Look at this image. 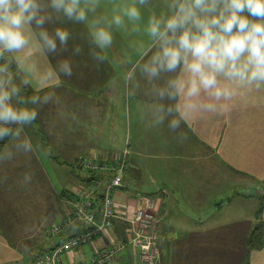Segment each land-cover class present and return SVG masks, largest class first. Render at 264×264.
Masks as SVG:
<instances>
[{
    "label": "crops",
    "instance_id": "0c3cea01",
    "mask_svg": "<svg viewBox=\"0 0 264 264\" xmlns=\"http://www.w3.org/2000/svg\"><path fill=\"white\" fill-rule=\"evenodd\" d=\"M127 4L121 2L116 11ZM104 5L108 9L101 10L103 18L111 20L116 11L112 4ZM164 10L161 0L150 15ZM142 19L131 22L125 17L120 35L113 26L112 45L103 51L92 43L90 32L95 24L88 17L84 23L62 19L46 25L49 31L64 27L70 32L66 46L57 41L55 54L42 51L35 37L29 48L15 53L11 73L26 87L31 96L27 101L34 96L40 101L27 104L37 111L36 119L11 136L0 159L11 154L8 147L16 134L25 139L24 150L40 162V153L47 154L49 146H55L62 161L76 166L82 157L113 160L127 150L126 186L114 198L128 214L137 205L138 193L154 198L159 241L155 264H264V246L248 250L246 245L257 221L258 192L263 191L253 184L264 185V90H241L214 113L185 112L182 98L165 101L180 112L158 122V101L139 71L134 81L126 80L140 59L141 45L149 43L142 29L144 14ZM136 25L140 30L133 32ZM99 26L106 24L102 20ZM64 61L71 64L70 76L59 70ZM45 97H49L47 102ZM181 115L180 126L171 127V121ZM141 147L146 149V162ZM47 157L53 159L50 154ZM86 175L78 176L72 188L82 185ZM52 188L59 221L68 210V191ZM126 224L124 219H114L109 230L112 240L102 237L83 244L70 256L65 254L64 261L70 257L87 261L104 242L116 248L110 264H146L130 243ZM40 235L27 220L15 227L13 236L0 226V264H43L37 259L41 251L33 249ZM50 239L46 249L58 241Z\"/></svg>",
    "mask_w": 264,
    "mask_h": 264
},
{
    "label": "clouds",
    "instance_id": "9594fccd",
    "mask_svg": "<svg viewBox=\"0 0 264 264\" xmlns=\"http://www.w3.org/2000/svg\"><path fill=\"white\" fill-rule=\"evenodd\" d=\"M100 0H0V140L13 134L11 125L23 126L36 119L37 111L27 107L40 97L17 105L20 87L10 71L15 53L29 48L35 37L46 54L67 45L70 32L64 27L51 31L46 25L62 19L84 23ZM150 0H132L113 13L111 20L97 19L90 32L92 43L101 51L113 41L112 27L142 20L141 8ZM165 10L148 16L144 31L149 43L141 45L140 59L126 75L134 81L137 71L158 101V122L179 115L175 104L184 101L185 112L214 113L241 90H264V0H163ZM103 22L106 26H99ZM136 25L133 31H139ZM78 51V49H77ZM104 59L103 56H96ZM72 74L69 61L59 65ZM55 71V70H53ZM51 75V73L49 74ZM162 82V86H161ZM24 83H27L26 81ZM139 87V81H136ZM49 97L44 98L47 102ZM173 119L171 127H179Z\"/></svg>",
    "mask_w": 264,
    "mask_h": 264
},
{
    "label": "built area",
    "instance_id": "2783aa9c",
    "mask_svg": "<svg viewBox=\"0 0 264 264\" xmlns=\"http://www.w3.org/2000/svg\"><path fill=\"white\" fill-rule=\"evenodd\" d=\"M127 150L113 160L79 158L77 166L87 170L83 184L67 192L68 210L58 222L52 224L46 234L58 237L57 243L37 255L43 264H110L116 251L113 244L102 243L87 261H64V255L77 247L104 237L112 240L110 227L116 218L127 221L125 230L129 241L139 249L146 264H155L158 257L155 200L150 195L139 194L137 205L128 214L112 192L124 188V172L128 166ZM103 237V238H102ZM104 241V240H103Z\"/></svg>",
    "mask_w": 264,
    "mask_h": 264
},
{
    "label": "rangeland",
    "instance_id": "374dc122",
    "mask_svg": "<svg viewBox=\"0 0 264 264\" xmlns=\"http://www.w3.org/2000/svg\"><path fill=\"white\" fill-rule=\"evenodd\" d=\"M160 1L161 0H150L148 5L141 8L142 14H144L143 24L146 25L148 16L153 9L160 5ZM121 2H127L129 4L132 0H100L95 11L88 12V17H92L94 23L97 19L105 16V14L101 12V10L106 11L108 9L104 7L105 3L112 4L113 9L116 11ZM143 24L142 29L145 28ZM118 30L119 35L122 34L121 28H118ZM0 63H3V61H0ZM10 70H13L12 64ZM12 76L13 82L21 89L19 97H17L18 101L16 102L19 106L31 96L26 93V87L16 74L12 72ZM25 146V139L20 136L17 137L16 134L10 141L9 147L12 148L10 149L8 147V151L11 152V154L5 153L0 159V226L13 236L15 234V227L17 228L18 226L20 228L24 226L27 220L28 226L32 225L35 229L40 230V243L34 244L35 247L33 249L34 251H42V249H46L45 247L48 245L49 240H52L50 238L58 239V237L49 236L45 231L52 224L58 222L57 215L60 214L56 209L58 203L54 200L53 196L55 195L52 187L55 186V189H57L59 193L62 190L71 191L70 189H73L72 187L75 185L74 183H76L78 176L87 174V170L73 165L72 162L62 161L61 157L57 154L58 152L55 146H49V149L46 148L47 154L40 153L42 162L36 160L34 156H32L33 154L31 151L27 149L24 150ZM141 152L143 153L141 157L142 161L146 162V149L141 147ZM48 154H50L53 159L48 158ZM8 155H11V157ZM262 155L264 157V154ZM12 159H15V162H13ZM255 185L260 190L263 187L253 184V188ZM242 187L246 188L245 186ZM121 189L122 188H118L114 190L112 195L115 196V192ZM260 193L261 192H258V194ZM17 232L21 233V231ZM21 235L23 236V234ZM28 238H30V236H28ZM36 241L37 237L35 235L33 243H36ZM158 245L159 241L157 237V246ZM125 264H127V262Z\"/></svg>",
    "mask_w": 264,
    "mask_h": 264
},
{
    "label": "trees",
    "instance_id": "16d2710c",
    "mask_svg": "<svg viewBox=\"0 0 264 264\" xmlns=\"http://www.w3.org/2000/svg\"><path fill=\"white\" fill-rule=\"evenodd\" d=\"M10 127L13 130V134L17 132L18 129L20 128L19 125H11ZM13 134L5 136L1 140L0 151L3 149L4 145L7 143V141L11 138ZM263 207H264V191H262L258 195V206L255 211L257 221L246 240V245H247L248 250L261 249L264 246V221L262 218Z\"/></svg>",
    "mask_w": 264,
    "mask_h": 264
},
{
    "label": "water",
    "instance_id": "95a60500",
    "mask_svg": "<svg viewBox=\"0 0 264 264\" xmlns=\"http://www.w3.org/2000/svg\"><path fill=\"white\" fill-rule=\"evenodd\" d=\"M262 189L264 190V185H263Z\"/></svg>",
    "mask_w": 264,
    "mask_h": 264
}]
</instances>
